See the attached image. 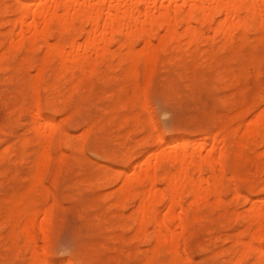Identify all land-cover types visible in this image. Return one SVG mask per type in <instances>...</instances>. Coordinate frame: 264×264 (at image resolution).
Segmentation results:
<instances>
[{"label":"rangeland","instance_id":"374dc122","mask_svg":"<svg viewBox=\"0 0 264 264\" xmlns=\"http://www.w3.org/2000/svg\"><path fill=\"white\" fill-rule=\"evenodd\" d=\"M25 1L30 0H0V264H30L33 244L26 243L21 226L33 208H40L42 216L38 220L41 221L50 206H53L50 208L52 240L43 241L40 228L36 229L39 232L36 231L39 236L36 249L39 252L45 249L47 253V260L40 264L69 261L72 264H230L241 248L238 238L248 227L242 215L253 201L258 199L261 205L264 202V166L256 167V152L250 148L241 158H234L231 133L241 122L242 108L247 109L244 115L247 121L264 107V27L258 30L257 24L249 25L244 37L237 30L232 43L224 44L221 32L210 31L206 24L196 21L197 41L184 38L180 48H175L174 43L161 48L149 81L142 57L135 69L137 73L129 69L128 61L123 58L126 47L119 48L121 39L111 43L110 51L100 58L93 73L79 69L59 72L55 54H50L49 59L45 55L44 59L43 40L34 51L9 47L11 35L16 36L19 31L14 23L19 16L17 10ZM183 2L179 0L180 4ZM213 26L216 27V21ZM183 28L180 26L181 33ZM61 32L53 26L49 41L68 42L74 34L80 35L81 42L85 41L81 29ZM152 39L159 43L157 32L152 33ZM142 45L138 38L136 48L141 49ZM41 68V83L35 89L39 90L37 97L31 84ZM36 97L41 112L53 118L56 126L49 147L51 159L46 166H40L42 145L32 127ZM144 98H147L146 106L142 103ZM157 132L166 145L174 139L187 138L196 141L195 145L197 139L199 144L205 141L208 147L215 134L219 138L227 135L230 151L221 192L224 203L209 206L214 201L212 195V202L209 200L199 210L202 216L196 217L198 224L190 211L188 226L180 236L177 260H173L175 256L167 248L156 246L152 225L146 234L134 232L137 204L134 198L117 202L126 173H132L135 167L139 169L146 157H152L157 148ZM262 150L259 146L258 151ZM38 169L44 172L42 180L38 178L40 182L35 176ZM204 172L211 173L207 166ZM245 175L256 181L252 185L255 187L243 184ZM164 185L162 182L161 188ZM237 187L241 193L236 198ZM186 195L185 206L192 201V196ZM160 206L164 209L165 205L162 202ZM19 207L23 213L16 214ZM15 223L17 226L12 227ZM151 248L156 251L151 252ZM254 259V253L250 252L244 264Z\"/></svg>","mask_w":264,"mask_h":264},{"label":"bare ground","instance_id":"6f19581e","mask_svg":"<svg viewBox=\"0 0 264 264\" xmlns=\"http://www.w3.org/2000/svg\"><path fill=\"white\" fill-rule=\"evenodd\" d=\"M32 6L34 7L32 8ZM17 11L19 16L14 23L15 28H18L19 31L16 36L11 35L9 42L10 48L19 49L26 47L28 50L33 49L34 51L38 42L43 40L46 47L43 54L44 59L45 55L46 58H48L50 54H55L59 63V72L62 70L74 71L79 69L82 72L93 73L99 61L106 52L111 49V43L114 40L121 39L119 48L126 47L125 57L123 58L128 61L129 69L137 73L135 69H137L138 61H140L139 58L142 57L147 71L148 81L151 77L152 68L156 63L158 51L161 48H167L169 43H174L175 48H180L184 38H188L189 42L197 41L199 30L197 28L198 26L196 27L194 24L196 21H201L202 25L206 24L210 31L221 32L224 37V44L232 43L235 36L234 33L237 30H241L242 37H244L249 25L255 23L258 25L257 29L264 27V0H184L181 4L179 0H30L29 2H22ZM215 21L216 27L213 26ZM53 26H57L62 32H73L77 29H81L85 35V41L81 42L80 35L74 34L70 36L68 42L58 40L52 43L49 41L50 38L48 39V36ZM180 26L184 27L182 33L180 32ZM155 30H157L156 32L159 35V43H154L152 39V33H156L154 32ZM160 30H163L162 34H160ZM239 36L241 37V34ZM260 37L259 35L257 39ZM138 38L141 39L144 44L141 49L136 48ZM40 46H42V44ZM176 51H178V49ZM2 52L5 53L4 50ZM189 55L188 53V56ZM204 59L205 58H203V60ZM45 67L49 66L47 65ZM39 70V73L36 71L37 73L34 75L35 79L31 84L34 90L37 89L41 83L42 68ZM144 88L146 87L144 86ZM34 90L33 92L37 93V97H39V90ZM38 99L35 101L33 114H31L33 115L32 127L42 145L39 162L43 163L39 164L40 166L43 164L46 166V164L50 163L48 161L51 159L49 147L52 131H55L56 126L54 124L55 122H53V118L45 116L41 112ZM146 100L147 98L142 100L145 106L147 104ZM262 101H264V96H262ZM246 111V108H242L239 114L241 115L239 126L235 129H231L234 142L232 145H235V148H232V153L235 156L234 158L237 156L241 158L246 149L250 148V151L256 152L254 156L256 159V167L260 164L264 166V107L262 106L258 112H254L252 115L254 118H250L247 121L244 119ZM136 116L138 117V115ZM133 121H135V119ZM220 136L222 137L221 134ZM158 137H161L160 134L157 135V148L154 152L151 151L153 153L152 157H146V161L143 165H141L143 162L141 164L138 163L140 164L139 169L135 167L132 173H126L121 188H118L117 202L121 204L126 198L128 200L129 197L134 198L137 202L134 210V225L136 227V231L134 232L146 234L150 227L149 225H152L156 246L167 248L169 252L173 253L172 256H175L173 260H177L176 257L179 256L180 236L183 231L185 232V228L188 226L190 211H193V214H191V216L193 215L192 219L195 217L194 220L198 224L199 221L197 220L202 216L199 215V210L202 208L201 206L209 203L212 195L214 196V201L210 203L209 206L214 203H224L221 192L222 186L224 185V176L226 174V158L230 151L227 145V135L219 138L218 133L212 137L209 147L205 141L199 144V139H197V145H195L194 143L196 141L193 142L187 138L174 139L171 143L167 144V146L163 144L164 139ZM259 146L263 147L261 152L258 151ZM251 156L253 155L250 154V157ZM243 162L246 163L245 160ZM206 166L211 171L210 175H206L204 172V167ZM38 171L37 173L39 174L35 176H38L37 179L40 177V180H42L41 176L44 172L39 169ZM259 175L258 173V176ZM229 178L228 176V179ZM54 179H56V177ZM40 180L38 179L39 182ZM231 180L232 179H229V182ZM243 180L244 181L241 180L243 184L248 183L251 186L256 182L252 177H246V175ZM162 182L165 183V188H161L160 184ZM253 187H255V185L252 186V188ZM47 188L49 187L47 186ZM225 188L229 189L228 187ZM234 189H236L235 194H237V198L241 191L238 187ZM223 191L224 193L227 192L225 189ZM109 193L110 192H108V194ZM185 194L192 196V201L188 203L189 205L187 206L184 205ZM21 200L20 202H22ZM162 202L165 205L164 209H161L162 207L160 206ZM51 207L53 209V206H50V208ZM46 208H49V206ZM50 208L45 211L43 210L45 215H43L41 221L38 220V216H42L39 214L40 208H33L34 210L32 209L33 211L27 215L25 222H23V226H21L22 235L25 237L26 243L31 246L33 244L30 264H40L42 260L45 261L47 258L45 249L40 251L41 253L36 249V246H38L36 242L39 237H37L39 232L36 229L38 227L40 228V238L43 239V241L48 242L50 240V223H52L51 217L53 212ZM17 210L19 212H16V214H19L21 208ZM163 210L164 213H162ZM233 212L236 211H232V213ZM16 216L18 217L19 215ZM237 216L238 215L235 217L237 218ZM243 216H245L248 221V227L247 230L245 227L246 231L244 230V235L245 232L249 233V235H243L238 238L237 242L240 243L241 248L238 249L237 255L230 261V264H244V259L250 252L254 253L255 259L249 264H264V202H262L261 205L258 203V199L257 201H253L251 207L242 217ZM16 220L18 219L16 218ZM20 220L22 221V219H19V221ZM16 226L17 224L15 223L12 227ZM238 234L240 233L238 232ZM12 236H14V234ZM140 238H142V235H140ZM183 238L185 239V236ZM143 239H146V237ZM182 244L184 246L183 242ZM184 247L183 250L186 253ZM154 251H156V249H152L151 252ZM157 253L159 254V252H156V254ZM230 253H233V251ZM181 255L182 254H180V256ZM148 257L146 261L149 260ZM173 262L176 263L175 261ZM67 264L72 263L69 261Z\"/></svg>","mask_w":264,"mask_h":264}]
</instances>
